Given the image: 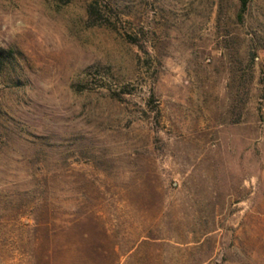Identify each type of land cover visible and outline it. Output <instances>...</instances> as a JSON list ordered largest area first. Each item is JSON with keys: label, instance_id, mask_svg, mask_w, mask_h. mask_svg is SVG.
I'll return each instance as SVG.
<instances>
[{"label": "rangeland", "instance_id": "rangeland-1", "mask_svg": "<svg viewBox=\"0 0 264 264\" xmlns=\"http://www.w3.org/2000/svg\"><path fill=\"white\" fill-rule=\"evenodd\" d=\"M237 11L0 0V264H264V0Z\"/></svg>", "mask_w": 264, "mask_h": 264}, {"label": "trees", "instance_id": "trees-1", "mask_svg": "<svg viewBox=\"0 0 264 264\" xmlns=\"http://www.w3.org/2000/svg\"><path fill=\"white\" fill-rule=\"evenodd\" d=\"M250 1L251 0H237V2H238V11L236 14L237 20H239V21L242 20L244 13L246 12ZM9 57H13V51L0 50V68L2 66L3 61ZM255 57H256V53L253 49H251L250 55H249V60H250L251 64H253L255 62ZM251 79H252V76H251Z\"/></svg>", "mask_w": 264, "mask_h": 264}]
</instances>
